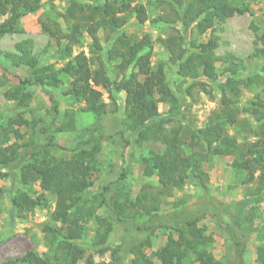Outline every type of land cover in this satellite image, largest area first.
<instances>
[{"label":"trees","instance_id":"1","mask_svg":"<svg viewBox=\"0 0 264 264\" xmlns=\"http://www.w3.org/2000/svg\"><path fill=\"white\" fill-rule=\"evenodd\" d=\"M52 0H0V35L18 32L23 17L34 15L43 9L45 3ZM235 0H66L62 12L48 9L47 22H41L43 31L51 38L46 45L64 60L60 68L40 61L30 40L17 43L13 50L0 52V70L3 64L23 69L26 74L19 78L14 86H8L7 80L0 75V89L6 100L15 103L18 110L14 117L7 120L0 129V169L9 170L19 166L18 183L23 190H17L11 198V210L17 217H24L37 204L33 198L31 185L38 184L42 193L54 198V207L49 213V221L43 231L55 245L52 261L62 264H77L82 256L83 246L95 249L100 255L109 252L111 261L108 264H155L147 255L151 247V238L157 230L166 231L165 243L153 254L159 264H184L191 260L193 264H226L213 257L205 247L213 242L204 228L197 227L198 217L186 218L181 226H167L162 222L135 226L138 233L145 232L142 238L126 241L116 248L107 245L113 231L114 223L124 224L126 220L157 217L161 204L160 196L180 189L186 184L206 191L209 179L204 166L210 157L235 155L232 166L245 172L243 184L258 182L253 199L241 202L235 210L233 224L243 236L249 230L250 222L242 218V207L258 203L264 199V98L256 96L250 107L244 110L248 117L258 124L254 131L246 130L253 140L243 136L239 144L235 136L227 134L225 126L236 125L242 88L258 87L264 89V29L256 34L260 49L255 56L258 64L248 70L245 64L235 56L214 57L218 40L210 35L206 42L187 41L186 32L196 31L198 35L212 32L216 25L242 10L234 6ZM50 7L51 4H50ZM149 9L157 11L153 23L163 25L172 34L160 43L169 53L168 61L175 66L176 74L190 80L181 95H177L169 86L167 73L162 66L153 68L150 65L151 40L145 35L140 40L130 41L121 32L128 22L134 20L143 24L149 20ZM102 38H99V34ZM184 33V35H183ZM83 37L88 43V53L74 49L82 45ZM217 62H225L223 73L218 74ZM65 79L70 87L68 94L74 102L83 107L80 111L94 116L95 126L89 131H97L103 116L108 112H118V94H124L120 138L125 147L139 146L142 143L154 142L160 148L150 151L141 157L140 166L145 178H155L160 189L159 194L149 197L143 186L141 193L132 200L128 196L115 194L111 202L106 201L104 193L88 196L93 185L91 174L101 149V135L90 133L86 141L79 142L68 158H56L50 149L56 147L52 135H46V128H40L45 142L40 147L33 146L32 140L22 142L24 133L21 128L33 130L42 122L40 117L33 116L29 106L28 87L58 88ZM208 83L211 88L204 87ZM94 87L106 91L108 103ZM200 88L207 94L214 89L220 94V110L210 116L208 123L200 126L196 121L184 122L180 114L181 97L191 96V89ZM48 94V93H47ZM49 95L51 109L56 115L58 105ZM168 106L164 115L158 113L157 104ZM32 116L27 120L25 116ZM181 115V116H180ZM63 120L56 128L57 132H71L75 129V113L66 111ZM54 119V118H53ZM244 125L247 119L240 120ZM123 131L129 132L132 143L124 138ZM12 137L14 142L6 144ZM242 137V136H241ZM32 147L33 151L28 152ZM256 172H259L256 175ZM126 170L123 169L119 179L123 180ZM1 175V174H0ZM1 192V190H0ZM97 209H103L105 215H97ZM93 218L96 232L91 243L81 240L85 235V223ZM126 233L125 228L123 233ZM244 233V234H243ZM239 257L243 245L236 242ZM121 249L125 256L120 257ZM47 254L38 255L27 252L20 257L0 261V264H52ZM61 260V261H60ZM256 264H264V247L256 249ZM86 264H93L89 260ZM240 264V262L238 263Z\"/></svg>","mask_w":264,"mask_h":264},{"label":"rangeland","instance_id":"2","mask_svg":"<svg viewBox=\"0 0 264 264\" xmlns=\"http://www.w3.org/2000/svg\"><path fill=\"white\" fill-rule=\"evenodd\" d=\"M46 1V0H44ZM145 3V0H139ZM50 4L52 7H50ZM45 3L43 9H40L34 15L23 17L18 26V32L0 35V52L13 50L14 46L23 40H30L34 45L35 53L40 55V61H47L60 68L64 64V60L54 51L52 47L47 51L46 45L51 38L43 31L41 22H47L48 9L55 12H62L66 4V0H52L51 3ZM239 8L241 13H236L224 23L215 26L214 31L207 32L204 35H198L196 31L186 32L187 41L195 40L198 43L206 42L210 35L217 38L218 46L214 51V57L221 58L228 54L235 56L241 60L248 70H251L258 64V57L255 56L260 49V43L257 35L264 29V0H235L232 3ZM149 20L143 24L137 23L132 18L128 24L122 28L121 32L130 40H140L147 35L151 40V57L150 65L153 68L162 66L167 73V81L171 89L181 95L183 89L187 88L190 80L184 79L176 74L175 66L168 61L169 53L167 49L160 43V39H165L172 34L169 28L153 23L157 11L149 9ZM2 19H0V22ZM184 35V33H183ZM102 38V34H99ZM89 41L83 37L82 45L74 49V54L79 51L88 53ZM225 63V62H224ZM223 62L216 61L217 73H223ZM26 72L23 69L15 68L9 64H3L0 75L7 80V85L14 86L19 78H23ZM68 83L65 79L61 81L58 88H39L28 87L26 92L29 96V106L33 112V116L40 117L42 122L36 125L33 130L21 128L20 132L24 133L22 142L27 140L33 141V146L40 147L45 140L44 137L52 135V142L56 147L50 149L51 154L56 158H68L73 149L78 146L79 142L86 141L90 133L94 137L101 135V149L97 154V162L91 174L93 185L88 190V196H98L103 192V187H108V192L104 193L106 201L111 202V197L115 194L128 196L132 200L136 195L141 193L143 186H147L145 193L149 197L159 194L160 189L155 178H145L141 172L140 159L146 156L150 151L159 150V146L154 142L142 143L134 147H125V143L120 138L122 132V100L124 94H118L119 109L115 115L108 112L103 116L101 125L98 130L89 131L95 126V118L89 113L80 111L83 103L78 104L66 93L69 90ZM98 91L105 103H108L106 91L100 87H94ZM206 90L211 85L206 83ZM3 90L0 89V129L5 127L7 120L14 117L18 112L15 103L6 100L3 96ZM52 95L58 105V113L54 115L51 109V101L49 95ZM256 96L264 98V89L258 87L242 88L240 102L237 105V119L239 122L234 125H226L227 134L236 137L237 142H243V136L253 140L251 134L246 130L254 131L258 129V124L248 117L244 112L250 107V102L255 100ZM180 114H184V122L196 121L198 125L204 126L208 123L211 115L220 110V94L214 89L210 94L205 93L198 87L191 89V96L187 98L181 97ZM158 113L164 115L168 112L166 104L158 103ZM66 111L75 113V129L71 132H57L56 128L63 120V114ZM181 116V115H180ZM30 120L32 116H25ZM54 118V119H53ZM247 119L244 125L240 120ZM40 128H46V135L40 134ZM122 135L126 140L132 143V137L127 131H123ZM1 136V135H0ZM242 136V137H241ZM14 142L12 137L6 144ZM1 145V142H0ZM33 151L32 147L28 148V152ZM235 155L226 157L214 156L210 157L209 163L204 168L208 173L209 179L206 183V191L186 184L180 189H174L170 193L160 196V207L157 217L128 219L122 225L114 223L113 231L108 239L107 245L112 248L120 246L124 238L126 241L133 238H142L145 232L138 233L135 226L145 223L162 222L167 226H181L183 221L188 218H200L197 227L204 228L205 234H210L213 242L206 244L205 247L211 252L213 257L226 264H256V249L264 247V199L258 203H251L242 207V218L250 222L249 230L243 236L239 233V229L233 224V216L235 210L241 202L253 199L255 197L258 182L252 184H243L245 181V172L240 171L232 166ZM19 166H15V170L3 167L0 169V261L13 257H20L31 251L38 255L47 254L52 261V256H59L58 251H54L55 245L51 243L43 231V227L49 221V213L54 207V198L42 193L38 184L31 185L34 191L33 198L37 201L36 206L23 214L24 217H17L11 210V198L17 190H23L18 183ZM125 169V177L119 179L121 171ZM259 172H256L258 175ZM97 215H105L103 209H97ZM85 235L81 240L84 244H90L95 232L96 224L93 218H88L85 223ZM125 228L126 233H123ZM166 231L157 230L151 238V247L146 250L148 256L152 258L155 264H159L153 257L156 252L166 241ZM243 245V253L241 257L238 254V248L235 243ZM81 259L77 264H86L89 260L93 264H108L111 261L110 253L100 255L97 250H90L87 246H83ZM125 250L121 249L120 257L125 256ZM61 261V260H60ZM129 261L125 259L127 264ZM52 264H62L52 261ZM184 264H193L191 260Z\"/></svg>","mask_w":264,"mask_h":264}]
</instances>
